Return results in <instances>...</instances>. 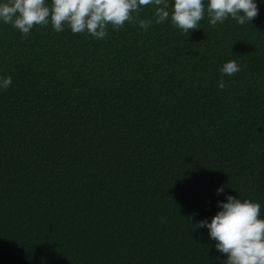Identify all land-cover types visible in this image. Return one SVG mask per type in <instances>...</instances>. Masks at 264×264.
I'll return each mask as SVG.
<instances>
[{
	"label": "trees",
	"instance_id": "obj_1",
	"mask_svg": "<svg viewBox=\"0 0 264 264\" xmlns=\"http://www.w3.org/2000/svg\"><path fill=\"white\" fill-rule=\"evenodd\" d=\"M166 2L103 39L0 20V264H225L192 224L229 195L264 219V0L188 36Z\"/></svg>",
	"mask_w": 264,
	"mask_h": 264
},
{
	"label": "clouds",
	"instance_id": "obj_2",
	"mask_svg": "<svg viewBox=\"0 0 264 264\" xmlns=\"http://www.w3.org/2000/svg\"><path fill=\"white\" fill-rule=\"evenodd\" d=\"M155 5V13L150 20H139V26L147 30L154 22L162 24L170 16V5L166 0H9L0 4V20L10 23L22 36H27L36 25L46 26L51 22L56 32L67 25L72 33L87 32L96 39L108 34V26L115 30L125 22H133L141 6ZM171 22L185 35L199 29V22L207 12L210 24L215 27L231 17L238 24L250 23L257 18L259 9L256 0H174L171 5ZM220 75L234 76L241 66L233 59L220 68ZM12 78L0 79V88L7 89ZM223 90L228 85L219 81ZM221 186L217 193H223ZM227 202H218L220 209L209 222L208 219L193 225L207 228L210 239L216 242V250L225 254V264H264V219L260 218L261 205L250 200L227 196Z\"/></svg>",
	"mask_w": 264,
	"mask_h": 264
}]
</instances>
